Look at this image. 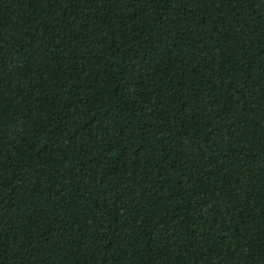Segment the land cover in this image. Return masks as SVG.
Instances as JSON below:
<instances>
[{
	"label": "trees",
	"instance_id": "obj_1",
	"mask_svg": "<svg viewBox=\"0 0 264 264\" xmlns=\"http://www.w3.org/2000/svg\"><path fill=\"white\" fill-rule=\"evenodd\" d=\"M0 264H264V0H0Z\"/></svg>",
	"mask_w": 264,
	"mask_h": 264
}]
</instances>
